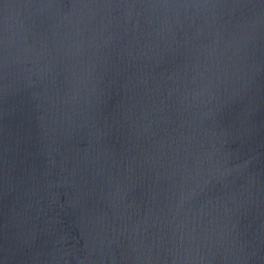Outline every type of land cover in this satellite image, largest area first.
I'll use <instances>...</instances> for the list:
<instances>
[{
	"label": "water",
	"instance_id": "1",
	"mask_svg": "<svg viewBox=\"0 0 264 264\" xmlns=\"http://www.w3.org/2000/svg\"><path fill=\"white\" fill-rule=\"evenodd\" d=\"M0 264H264V0H0Z\"/></svg>",
	"mask_w": 264,
	"mask_h": 264
}]
</instances>
